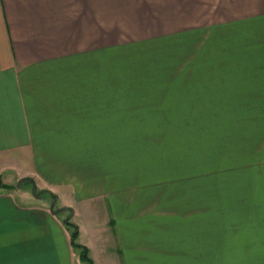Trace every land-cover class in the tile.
I'll use <instances>...</instances> for the list:
<instances>
[{"label":"crops","instance_id":"obj_1","mask_svg":"<svg viewBox=\"0 0 264 264\" xmlns=\"http://www.w3.org/2000/svg\"><path fill=\"white\" fill-rule=\"evenodd\" d=\"M174 33L185 94L208 88L228 141L256 137L264 163V0H0V264H81L67 219L30 201L23 177L75 208L95 264H219L216 231H158L165 219L140 211L142 194H122L157 172L149 163L139 182L143 157L123 149L151 124L123 109L116 51Z\"/></svg>","mask_w":264,"mask_h":264},{"label":"rangeland","instance_id":"obj_2","mask_svg":"<svg viewBox=\"0 0 264 264\" xmlns=\"http://www.w3.org/2000/svg\"><path fill=\"white\" fill-rule=\"evenodd\" d=\"M178 42L176 33L152 40H123L116 51L123 109L140 123L148 120L151 124L148 128L138 126L137 133L131 135L133 141L123 144V149L132 148L143 157L138 160L139 182L145 176L141 170L149 163L157 172L152 178L153 187L144 183L146 187L138 189L132 176V181L123 184L122 194L128 192L132 199L137 192L142 194L140 211L166 220L155 225L158 231L195 233L185 225L199 224L212 235L218 233L220 246L227 245V250L224 247L220 251L222 260L226 258L231 264H264V163L260 160L258 164L257 138L245 133L244 142L241 138L237 144L229 142L231 138H227L228 130L223 126L226 112L211 110L213 96L209 89L198 88L201 93L197 96L185 94L188 87L183 80L181 83L180 72L184 55L179 53ZM199 63L202 72L205 64ZM189 66L186 64V68ZM131 108L136 109L135 114L129 111ZM162 159L164 162L159 163ZM21 189L30 201L54 203L59 216L68 222L79 223L82 219L72 215L74 207L73 212L71 208L62 210L61 200L51 199L49 193L43 192L42 198H37L30 182L23 183ZM39 191L42 190L36 189ZM20 198L17 194V202L22 203ZM178 226L185 229H177ZM85 237L89 240L88 232L79 236L77 242L86 243ZM75 252L78 263L87 264L81 249L77 247Z\"/></svg>","mask_w":264,"mask_h":264},{"label":"trees","instance_id":"obj_3","mask_svg":"<svg viewBox=\"0 0 264 264\" xmlns=\"http://www.w3.org/2000/svg\"><path fill=\"white\" fill-rule=\"evenodd\" d=\"M0 185H1V183H0ZM2 185L3 186H6V187H9L8 185H5V184H2ZM43 192L50 193L49 191H43ZM67 225L72 228V231H71V241H72V244H73L75 250L77 249V247L81 249V251H82L81 252V256H82L84 262H87L88 264H95L94 261H93V259L89 255V248L87 246H84V245L79 244L77 242V239L79 237V228H78L77 224L72 223V222H67ZM224 247H225V249H224ZM223 249L224 250H227L228 249L227 248V245L226 246H220L218 244V250H219V253H218V262L221 260V262H219V264L220 263H222V264L229 263L226 258L224 260H222L221 257H220V256H222V254H220V251L223 252ZM250 254H249L248 258L250 257ZM232 264H235V263L232 262ZM249 264H251V263H249Z\"/></svg>","mask_w":264,"mask_h":264},{"label":"water","instance_id":"obj_4","mask_svg":"<svg viewBox=\"0 0 264 264\" xmlns=\"http://www.w3.org/2000/svg\"><path fill=\"white\" fill-rule=\"evenodd\" d=\"M25 182H30L32 183V190H33V193L36 194L37 197H39L43 191H39V192H36V189H37V184L35 182V180L32 178V177H23L19 180L18 182V186L22 185L23 183ZM46 193V192H45ZM54 199H56V197H54ZM50 209L52 212H54L55 214L59 212V210H56L54 208V203L50 206ZM72 209V208H71ZM72 212H73V209H72Z\"/></svg>","mask_w":264,"mask_h":264}]
</instances>
